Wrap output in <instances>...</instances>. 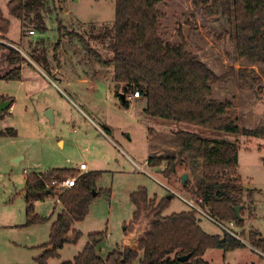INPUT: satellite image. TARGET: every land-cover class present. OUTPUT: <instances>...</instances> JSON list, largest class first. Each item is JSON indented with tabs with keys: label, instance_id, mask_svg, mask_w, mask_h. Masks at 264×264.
<instances>
[{
	"label": "rangeland",
	"instance_id": "1",
	"mask_svg": "<svg viewBox=\"0 0 264 264\" xmlns=\"http://www.w3.org/2000/svg\"><path fill=\"white\" fill-rule=\"evenodd\" d=\"M8 1L0 0V9L9 20L6 42L26 62L22 64L20 80L0 79V95L14 99L10 113L0 118V130L13 128L16 132L0 137V264H36L34 259L43 251L40 246L49 241L50 224L60 211L57 196H49L34 205L35 212L48 220L25 225L23 188L29 173L78 168L80 163L86 165L85 172H100L94 181L97 194L92 197L85 218L74 224L81 232L80 238L75 244H65L58 251L59 256L48 259L47 264L72 260L83 250L90 233L104 232L96 247L102 257L120 246L134 210L129 195L138 187H145L149 197L157 201L172 194L170 191L191 196L201 165L181 152L177 130L234 141L238 148L237 174L244 188L252 189L253 203L247 207L244 202L245 222L236 228L245 247L228 252L209 249L203 259L207 264H264V258L248 246L250 231L264 235V138L214 135L197 126L147 116L142 96H129V107H123L116 95L112 68L89 57L79 41L80 36L104 59L112 56L107 37L90 36L113 25L114 0H52L53 8L44 17L45 29L29 26L24 33L20 21L8 15ZM158 7L165 14L161 35L178 41L180 29L188 36L187 48L217 74L231 65L248 66L247 62L236 60L224 18L203 16L190 0H165ZM188 19L195 23L193 28L185 25ZM4 55L5 52L0 53V74L8 70ZM254 73L246 83L229 78L212 86V97L231 101L232 115L240 117L239 123L248 128L264 123V66L256 65ZM48 110L52 111V122L45 115ZM160 143L167 145L160 149L161 154L173 155L177 160L176 172L168 178L146 165L150 147L159 148ZM182 174L189 182L187 188L181 185ZM54 191L59 188L54 186ZM183 210H188V206L174 195L163 214ZM198 218L205 232L222 235L213 221L203 215Z\"/></svg>",
	"mask_w": 264,
	"mask_h": 264
},
{
	"label": "trees",
	"instance_id": "2",
	"mask_svg": "<svg viewBox=\"0 0 264 264\" xmlns=\"http://www.w3.org/2000/svg\"><path fill=\"white\" fill-rule=\"evenodd\" d=\"M165 0H114V21L110 27L92 39L108 38L107 48L110 58H102L79 36L89 57L103 67L112 68V78L120 104L129 107V96L138 92L144 97L143 112L147 116L160 118L176 124L193 125L218 135H242L264 138V123L256 127H244L238 116L232 115L234 104L229 100L212 97V86L224 83L229 78H237L246 83L255 74L256 65L264 66V0H190L203 16H220L229 26V38L233 43L236 60L245 61L248 66L228 67L221 74L214 72L196 52L187 48L188 36L177 31L178 41H170L161 35L160 24L165 14L158 7ZM7 13L20 21L22 32L29 26L43 31L44 17L52 10V0H9ZM194 18V14L190 13ZM188 19L185 25L194 27ZM9 20L0 9V53L8 70L0 74L3 80H20L22 64L26 59L19 51L6 42ZM74 34V33H71ZM3 40V41H2ZM258 81V77H254ZM123 94V100L121 98ZM0 101H9L8 109L0 113V118L14 102L10 96L0 95ZM105 132L109 129L104 128ZM13 128L0 130L1 136H13ZM181 152L193 163H200L201 175L193 194L202 199V207L220 223L234 222L242 227L245 222L243 209L253 203L252 189H246L237 174L238 148L228 138H205L199 133L177 130ZM146 165L155 168L164 178L176 172L177 160L173 155H153ZM79 174L72 168H51L41 173L25 176L24 198L25 225L43 223L47 217L39 216L34 205L49 196H57L61 210L51 222L49 241L42 244V253L35 258L36 264H47L48 259L59 256L65 244H75L81 232L74 224L82 221L96 190L94 181L99 171L78 175L74 187L54 191L53 180L61 181ZM187 188L188 181L182 182ZM170 196V199L168 198ZM174 197L156 200L150 198L145 187H138L129 195L134 206L132 217L126 228L122 243L105 257L96 251L102 242L104 232L88 234V242L83 250L70 261L59 264H207L203 259L209 249L224 252L245 247L243 238L239 240L221 230L220 234H209L199 225L194 211L183 210L164 215L163 212ZM241 206L240 217L234 207ZM252 210V208H251ZM251 213V212H250ZM251 214H249L250 216ZM251 247L264 249V235L253 230L248 233ZM191 253L185 261L178 257Z\"/></svg>",
	"mask_w": 264,
	"mask_h": 264
},
{
	"label": "built area",
	"instance_id": "3",
	"mask_svg": "<svg viewBox=\"0 0 264 264\" xmlns=\"http://www.w3.org/2000/svg\"><path fill=\"white\" fill-rule=\"evenodd\" d=\"M29 34H33V31H29ZM11 45V44H9ZM12 46V45H11ZM138 92H134L133 95L130 98H138ZM86 170V165L84 163H80L79 167H78V171L80 175L81 173H84ZM142 170V169H141ZM77 176H71L68 177L64 180L61 181H57V180H53L51 182V185L53 186H57L60 189H68L71 187H74L76 184V179ZM149 175V174H148ZM172 194H174L175 196H177L179 199H181L187 206H188V210L194 211L197 216L199 215H203L206 218H208L209 220L213 221L217 226H219L221 228V230L229 233L230 235H232L233 237L239 239L242 241V239L240 238V235L238 233V231H236V225L234 224V222H229L225 225L221 224L220 222H217L216 220H214L202 207V199L196 195H194L193 193L191 194V196L189 197H183L182 195L174 192V191H170ZM245 243V242H244ZM255 253H257L259 256L264 258V249H256L254 247H251L250 245H248Z\"/></svg>",
	"mask_w": 264,
	"mask_h": 264
},
{
	"label": "water",
	"instance_id": "4",
	"mask_svg": "<svg viewBox=\"0 0 264 264\" xmlns=\"http://www.w3.org/2000/svg\"><path fill=\"white\" fill-rule=\"evenodd\" d=\"M123 96H124V95L121 94V98H122V100L124 99ZM9 106H10V102H9V101H0V113H2L3 111H5L6 109H8ZM45 115H46V117L52 122V120H53L52 111H51V110H48V111L45 113ZM186 179H187L186 175H185V174H182V175H181V181L184 182ZM168 198L170 199V196H168ZM240 208H241L240 205L234 207L235 214H236V216H237L238 218H241V217H240V213H239ZM123 229H124V228H123ZM190 256H191V253H188V254H186V255H183V256L178 257V260H179V261H185V260H187Z\"/></svg>",
	"mask_w": 264,
	"mask_h": 264
},
{
	"label": "crops",
	"instance_id": "5",
	"mask_svg": "<svg viewBox=\"0 0 264 264\" xmlns=\"http://www.w3.org/2000/svg\"><path fill=\"white\" fill-rule=\"evenodd\" d=\"M11 44V43H10ZM136 99V98H135ZM9 112H10V110H9ZM160 145H161V147L159 146V148H157V146H154V147H150V152H149V155H148V157H150V156H153V155H162L161 153V151H160V149L162 148V147H164V146H167V145H165V144H161L160 143ZM78 167H79V165H78ZM61 168V167H60ZM72 169H75V170H78V168H72ZM35 173H41V172H35ZM246 189H248V188H246ZM54 197V196H53ZM56 198V197H55ZM57 202H58V200H56ZM60 210H61V205H60Z\"/></svg>",
	"mask_w": 264,
	"mask_h": 264
}]
</instances>
